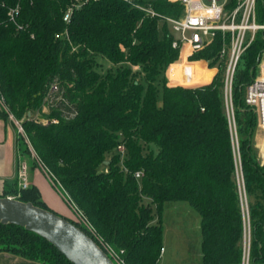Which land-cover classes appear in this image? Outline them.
Returning a JSON list of instances; mask_svg holds the SVG:
<instances>
[{
  "label": "trees",
  "instance_id": "obj_1",
  "mask_svg": "<svg viewBox=\"0 0 264 264\" xmlns=\"http://www.w3.org/2000/svg\"><path fill=\"white\" fill-rule=\"evenodd\" d=\"M19 1L20 30L7 14L18 0H0V94L8 106L0 115L12 114L22 124L36 153L32 167H46L126 264H158L164 205L178 200L189 201L201 216L203 264H245L247 222V264H264V161L253 141L258 116L244 100L264 53V32L234 74L236 150L221 32L191 57L206 59L207 69L203 61L175 62L180 49L172 45L177 35L170 22L123 0H91L68 23L63 15L70 0ZM137 1L164 16L183 13L179 2ZM258 8L264 21V0ZM168 67L172 83L191 87L171 85ZM214 67L212 81L203 84ZM202 69L205 77L198 78ZM17 144L31 153L20 132ZM4 191L0 195L10 192ZM12 192L48 208L34 184L23 188L16 180ZM3 251L41 264H74L43 236L12 223H0Z\"/></svg>",
  "mask_w": 264,
  "mask_h": 264
},
{
  "label": "built area",
  "instance_id": "obj_2",
  "mask_svg": "<svg viewBox=\"0 0 264 264\" xmlns=\"http://www.w3.org/2000/svg\"><path fill=\"white\" fill-rule=\"evenodd\" d=\"M90 1L91 0H70V3L64 11V21L67 23L70 22L74 10ZM123 1L127 2L132 7L143 10L147 14L152 16L158 15L170 22L172 29L177 35V38L173 41L172 45L180 49L179 58L175 62L181 61L182 63L191 64L193 62L195 63L205 60L208 64L206 59H192L191 57L194 53L206 48L213 41L218 32L222 33V47L219 55L221 58H226L225 103L231 131L233 135L234 131L236 134V119L232 95L233 79L239 62L246 49L255 40L259 31L264 32V21L259 20V0H169L172 2H179L183 5V13L178 17L164 16L156 12L150 4L144 5L137 0ZM20 13L21 4L19 0L16 4L8 6L7 14L9 21L13 23L18 30L24 28V25L18 20ZM169 67L167 68V74ZM216 68L218 69V67ZM184 76L189 77V74L185 73ZM167 77L169 83H171L170 76L167 75ZM190 78L191 77H189V79ZM175 84L187 86L186 84H183L181 80ZM57 88V85L52 86L51 92L57 90ZM244 100L256 111L258 116V127L264 129V53L258 63L255 77L246 87ZM0 106L8 110L5 97L1 94ZM10 116L15 119L19 132L25 135L22 124L12 114H10ZM26 138L31 152H33L34 156H36L31 142L27 136ZM236 141L238 147V139ZM117 150L123 159L126 156L125 145L123 143L119 144ZM40 165L47 171L43 164ZM27 173L28 164L26 161H22L19 176L21 180L20 184L23 188L28 186ZM142 174V170H137L135 172L136 177H141ZM64 195L72 205L73 209H75L78 213V216L81 219V224L85 226L89 235H93L96 242L105 250V252L116 264H126L123 258L119 255L118 251H116L109 243L97 234L93 224L81 212V210L77 208L68 195L66 193ZM247 209L246 200V210ZM163 251L164 247L161 249V252Z\"/></svg>",
  "mask_w": 264,
  "mask_h": 264
},
{
  "label": "rangeland",
  "instance_id": "obj_3",
  "mask_svg": "<svg viewBox=\"0 0 264 264\" xmlns=\"http://www.w3.org/2000/svg\"><path fill=\"white\" fill-rule=\"evenodd\" d=\"M105 67L112 68V65L103 61ZM205 70H201V73H198V78H204ZM171 85H176L175 83H170ZM197 86V85H192ZM191 87V86H187ZM44 112L47 111L46 105L44 106ZM227 110V108H226ZM47 113V112H46ZM48 122V120H44ZM234 131V130H233ZM24 138L25 143L27 144L26 136L21 133ZM237 132L234 131V146L237 150ZM254 145L257 149V155L259 160L264 161V129H261L257 126L254 134ZM30 148V147H29ZM31 152V149H30ZM23 156L22 160L26 161L28 164V178L27 182L29 185H33L32 176L36 175L40 180L38 181L40 190L42 194L39 196L41 200H47V203L50 205L47 207L50 210L56 211L60 214H69V218L72 220L81 223V219L78 216V213L72 207V211L69 210L70 207L62 199L64 191L60 185L56 184L52 178H49L45 172L41 169V165H37L41 169H35L32 167L34 154L31 153H21ZM36 157V156H35ZM240 169V165H239ZM45 170V169H44ZM240 174V173H239ZM242 181L241 175L239 177ZM243 205L246 210V199L243 192ZM56 204L58 206H56ZM52 207V208H51ZM163 245L166 247V251L161 256L158 264H203L202 261V234H201V216L196 208H194L189 201L187 200H178V201H167L163 209ZM249 241H250V227L247 222L245 234H244V244L246 252L245 264L248 263V254H249Z\"/></svg>",
  "mask_w": 264,
  "mask_h": 264
},
{
  "label": "water",
  "instance_id": "obj_4",
  "mask_svg": "<svg viewBox=\"0 0 264 264\" xmlns=\"http://www.w3.org/2000/svg\"><path fill=\"white\" fill-rule=\"evenodd\" d=\"M0 223L20 225L38 233L74 264H116L81 227L32 201L0 196Z\"/></svg>",
  "mask_w": 264,
  "mask_h": 264
},
{
  "label": "crops",
  "instance_id": "obj_5",
  "mask_svg": "<svg viewBox=\"0 0 264 264\" xmlns=\"http://www.w3.org/2000/svg\"><path fill=\"white\" fill-rule=\"evenodd\" d=\"M202 61H203L204 66L207 69H210V67H208L207 62L205 60H202ZM212 69H213V74L211 75L210 79L203 84L210 83L212 81L214 75L218 71V69L216 67H214ZM167 75H169V74H167ZM203 84H199V85H203ZM0 108H1V106H0ZM18 132H19L18 126H17V123H16L14 118L9 116V118L4 119L0 115V194L4 193L5 189H8L10 191L6 195H0V196L16 197V195L13 194V192H12L15 188V181L18 180L19 187L21 186L19 171H20V167H21V162L23 161L22 160L23 156L21 155V152L18 149V144H17ZM34 168L35 169H41L38 166H35ZM41 170H43L45 172V174L49 178H51L46 170H44V169H41ZM35 174H33V176H32V183L38 187L39 194L41 195L42 192H41L39 184H38L39 183L38 181L40 179L38 177H36ZM27 178H28V175H27ZM28 186H30L29 183H28ZM61 197L69 205V207L71 209L69 211L71 212L73 210L72 205L69 203V201L67 200L65 195H62ZM44 202L46 203V205L50 206L47 203V200L46 201L44 200ZM56 206H58V205L56 204ZM54 212H56V211H54ZM58 214H60V213H58ZM60 215H62L64 217H69V214H63L62 213ZM165 251H166V247L164 246V251L161 252V256L164 254ZM160 259H161V257H160ZM0 264H41V263L36 262V261H32V260H28L26 258L19 256V255L3 251V252H0Z\"/></svg>",
  "mask_w": 264,
  "mask_h": 264
}]
</instances>
